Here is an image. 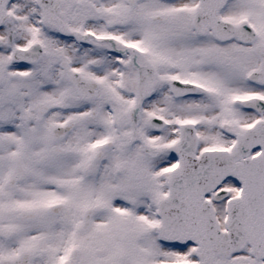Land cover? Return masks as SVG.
I'll list each match as a JSON object with an SVG mask.
<instances>
[{"label": "snow or ice", "instance_id": "6c2138e0", "mask_svg": "<svg viewBox=\"0 0 264 264\" xmlns=\"http://www.w3.org/2000/svg\"><path fill=\"white\" fill-rule=\"evenodd\" d=\"M0 264H264V0H0Z\"/></svg>", "mask_w": 264, "mask_h": 264}]
</instances>
